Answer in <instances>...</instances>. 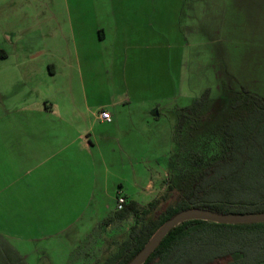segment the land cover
<instances>
[{
	"label": "crops",
	"instance_id": "1",
	"mask_svg": "<svg viewBox=\"0 0 264 264\" xmlns=\"http://www.w3.org/2000/svg\"><path fill=\"white\" fill-rule=\"evenodd\" d=\"M1 1L0 258H9L7 243L27 264L68 252L69 264L72 251L116 211L120 194L153 199L125 187L119 169L112 172L128 154L108 141L124 126L118 110L125 115L129 108V120L142 129L141 118L157 120L182 81L211 95L215 87L219 98L241 87L264 98V0H181L184 27L180 16L177 26L171 19L166 52L151 0L139 10V0H111L119 12L102 18L71 15L63 22L54 14L49 30L39 15L23 23L29 34L22 37L12 34L16 2ZM109 107L117 114L106 122L99 113ZM97 121L115 122L114 134L96 132ZM169 156L162 154L150 194L160 192L153 179L167 178ZM134 176L137 183L136 170Z\"/></svg>",
	"mask_w": 264,
	"mask_h": 264
},
{
	"label": "trees",
	"instance_id": "2",
	"mask_svg": "<svg viewBox=\"0 0 264 264\" xmlns=\"http://www.w3.org/2000/svg\"><path fill=\"white\" fill-rule=\"evenodd\" d=\"M224 95L219 101L232 98L222 113L218 108L227 105H209L210 88L176 109L165 189L146 204L126 198L123 209L97 223L86 239L115 220H134L118 250L91 264H130L160 227L190 208L264 213V98L246 87ZM207 109L218 110L215 117L231 111L226 121L201 129ZM207 130L221 137L219 153L208 149ZM5 247L9 258L1 257L2 264H27L10 245ZM143 264H264V222L184 221L165 235Z\"/></svg>",
	"mask_w": 264,
	"mask_h": 264
},
{
	"label": "rangeland",
	"instance_id": "3",
	"mask_svg": "<svg viewBox=\"0 0 264 264\" xmlns=\"http://www.w3.org/2000/svg\"><path fill=\"white\" fill-rule=\"evenodd\" d=\"M144 0H139L138 3H135V8L142 9L141 2ZM153 5V17L157 16L158 20V32H159V47H164V52H166L165 47L170 46V24L171 19L175 20V25L177 26V19L180 16V22L182 24L181 27H184L183 24V6L181 5V0H151ZM7 2V1H6ZM16 2V11H15V28L13 31V36L22 37L29 34V29L24 28L25 25L23 23L33 22V18L43 17L44 15L47 18V30L54 29L52 25V18L54 14L60 15L63 19V22L70 21L71 15H78L79 17H86L88 19V15L90 17L100 14V18L105 16L107 13H111V9L115 8L116 12H119V4L111 3V0H11L9 5L15 4ZM155 2L157 3V11L156 15H154V6ZM144 3V2H143ZM6 7L5 2H0V11H3ZM182 13V14H181ZM93 21V20H92ZM30 23V24H31ZM70 23V22H69ZM93 23V22H92ZM35 26H32V30ZM24 29H27L28 32ZM183 29V28H182ZM177 30V28H176ZM67 31H70L69 26L67 27ZM60 39V38H58ZM21 42V39H20ZM176 42V40H175ZM22 43V42H21ZM59 47V46H57ZM61 47H65V45H61ZM197 51L199 49L197 48ZM162 50H160V53ZM187 50H185V53ZM194 53L192 52V55ZM178 82V81H176ZM192 83V81H191ZM202 91L195 90L194 87L189 86L187 84L176 83L174 88V98L168 100L167 102H163L161 107V115L155 120L152 119L150 122H147V118H141V123L143 125L142 129H139L137 125H134L129 116V108L125 112L123 110H118V114H122V118H124V126L122 131H120L116 137L121 140L122 143H119L117 139L113 137L108 141L110 143L111 148H116L117 152L120 153V146H123V149L127 150V153L131 154L124 155L122 154V158L120 163H116V168L112 167V172L117 171L119 169V176H123L124 179L120 182H124L125 187L132 188L135 190V194H138V191H141L140 196H146L149 194L154 198L156 195L151 193V189L148 187V184L151 180V176H153L155 171H162V166L164 163L162 162L164 159L162 158V154H172L173 150V129L175 125V112L178 107H184L190 105L193 100L201 95ZM212 95L209 105L212 107L219 101V97L221 96V91L215 87L212 88ZM225 96V95H224ZM227 98V99H226ZM219 101L221 106L227 105L230 102L229 98L226 97ZM215 103V104H214ZM223 106L219 107V112L222 113L224 108L228 107ZM109 112L111 113L112 118H116L117 111L115 108L109 107ZM218 110L207 109L204 114V123L201 129H205L210 126H216L226 121L227 116L230 114V111L224 112L223 115L216 114V117L213 115ZM121 111V112H120ZM100 114V113H99ZM124 115V116H123ZM140 125V124H139ZM115 122L112 124H108L106 122L97 121L95 125V131L98 133L105 134H114ZM115 136V135H114ZM204 139H206L208 149L213 150V152H220L221 145H218L217 141L221 142V137L219 138L218 134L216 136L213 132L205 131ZM112 141V142H111ZM172 143V145H171ZM125 150V151H126ZM136 170L137 175V183L135 182L134 171ZM114 176L111 177L110 183H114ZM167 179V178H166ZM164 180H156L157 181L153 186L155 191H163L166 187ZM111 186V190L113 189V185ZM116 187L119 186L116 184ZM135 188V189H134ZM132 192V191H131ZM159 193V192H158ZM118 200V198H117ZM140 203L146 204V200L137 199ZM109 204L114 210L116 206L115 196L110 199ZM117 210V206H116ZM133 217L127 218L123 221L115 220L112 224L108 225L106 228L102 230H97L95 234L91 237H88L73 254L72 260L69 261L70 264H91L100 259H105L111 254L115 253L120 244L128 237L130 226L133 223ZM1 243V242H0ZM1 246V244H0ZM68 254L67 257L62 258V255L59 253H51L48 255H40L38 259H36L37 263H29V264H67L68 263ZM0 264L2 262L0 261Z\"/></svg>",
	"mask_w": 264,
	"mask_h": 264
},
{
	"label": "water",
	"instance_id": "4",
	"mask_svg": "<svg viewBox=\"0 0 264 264\" xmlns=\"http://www.w3.org/2000/svg\"><path fill=\"white\" fill-rule=\"evenodd\" d=\"M195 219L230 224L264 222V213L224 214L204 208H190L184 210L160 227L142 252L130 264H143L173 227L184 221Z\"/></svg>",
	"mask_w": 264,
	"mask_h": 264
},
{
	"label": "built area",
	"instance_id": "5",
	"mask_svg": "<svg viewBox=\"0 0 264 264\" xmlns=\"http://www.w3.org/2000/svg\"><path fill=\"white\" fill-rule=\"evenodd\" d=\"M100 118L106 122H111L113 120L111 113L104 109L100 111ZM125 203H126V197L120 194L117 200V210L123 209Z\"/></svg>",
	"mask_w": 264,
	"mask_h": 264
}]
</instances>
